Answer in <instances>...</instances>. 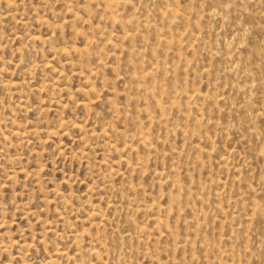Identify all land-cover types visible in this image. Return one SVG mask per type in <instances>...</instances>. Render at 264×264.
I'll return each instance as SVG.
<instances>
[{
  "label": "rangeland",
  "instance_id": "rangeland-1",
  "mask_svg": "<svg viewBox=\"0 0 264 264\" xmlns=\"http://www.w3.org/2000/svg\"><path fill=\"white\" fill-rule=\"evenodd\" d=\"M0 264H264V0H0Z\"/></svg>",
  "mask_w": 264,
  "mask_h": 264
},
{
  "label": "bare ground",
  "instance_id": "bare-ground-1",
  "mask_svg": "<svg viewBox=\"0 0 264 264\" xmlns=\"http://www.w3.org/2000/svg\"><path fill=\"white\" fill-rule=\"evenodd\" d=\"M76 240V239H75Z\"/></svg>",
  "mask_w": 264,
  "mask_h": 264
}]
</instances>
